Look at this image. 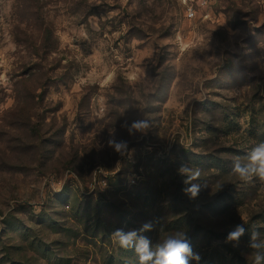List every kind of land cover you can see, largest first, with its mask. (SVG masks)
<instances>
[{
	"label": "rangeland",
	"instance_id": "1",
	"mask_svg": "<svg viewBox=\"0 0 264 264\" xmlns=\"http://www.w3.org/2000/svg\"><path fill=\"white\" fill-rule=\"evenodd\" d=\"M0 77V264H137L110 234L141 223L116 206L144 207L150 181L165 213L181 164L208 184L185 195L195 225L239 220L264 241V183L223 167L264 141V0H0ZM143 118L146 135L121 127ZM230 195L237 209L207 210Z\"/></svg>",
	"mask_w": 264,
	"mask_h": 264
},
{
	"label": "clouds",
	"instance_id": "2",
	"mask_svg": "<svg viewBox=\"0 0 264 264\" xmlns=\"http://www.w3.org/2000/svg\"><path fill=\"white\" fill-rule=\"evenodd\" d=\"M8 81L0 77V84L7 85ZM130 136L137 133L146 135L151 129V122L146 119L133 120L130 124L127 120L121 124ZM108 147L113 148L121 156L127 154L131 157L132 151H128V142L125 140H116L114 133L107 141ZM178 173L184 177L182 192L195 199L199 196L202 189L207 188L208 184L201 181V169L193 167L190 164H181L177 169ZM231 172L243 183H250L258 179L264 183V141L252 147L244 156H236L232 161ZM159 220L148 221L138 229L124 231L115 229L110 235L114 243L124 249H134L138 256V264H191L195 261L199 264L201 256L193 251L191 244L184 230H178L162 241L153 244V242L143 233L156 229ZM248 229L245 223L237 224L227 234L226 243H232L234 247L239 246L241 237ZM248 247L256 250L253 253V264H264V241L260 240V233L256 230L251 231Z\"/></svg>",
	"mask_w": 264,
	"mask_h": 264
},
{
	"label": "trees",
	"instance_id": "3",
	"mask_svg": "<svg viewBox=\"0 0 264 264\" xmlns=\"http://www.w3.org/2000/svg\"><path fill=\"white\" fill-rule=\"evenodd\" d=\"M199 160H197V162H199L198 164H201L202 166L203 160ZM223 167L226 168L224 169V171L226 172L231 170V168H227L225 164ZM184 187L185 185H181V182H179L174 195V201L170 202V207L168 208V210H165V213H172L181 204L187 207V211L179 218H177L174 222H171L170 225L163 227L159 222L155 230L145 232L143 233V235L147 236L153 242V244H155L157 243L155 241V238L160 237L164 239L166 236L178 230H190V228L192 227L193 232L190 236H187V238L191 244L193 251L199 253V255L201 256L199 264H235V262H237V264H249L247 262V258H245L246 255H244V253L246 251L247 253L251 254L256 250L248 247L249 241L247 240H249L250 233L253 230L258 231L261 236L262 228H257L253 225H247L245 227L249 231L248 233L246 232L243 237H241L238 247H234L232 243H226L225 240L227 234L231 230H221L220 227H218L217 225H208V227L205 228L195 225V216L202 217L204 212L200 207L189 211V207H192V205L194 206V204L189 202L190 199H186L185 194L182 192V188ZM137 195L145 203L152 204V206L148 208V206H145L144 203L142 204V206L144 207L138 208L139 204H133L134 206H131V209H133L134 212H131L130 214L126 215L120 207H117L113 204L114 206H116V209H118L117 224L121 227L124 225L131 226L134 223H141L142 225L148 221L160 220L163 214H165L163 211H161L162 209L160 206V200L161 197L164 196V194L161 191L154 192L150 181H147L143 186H141V190ZM234 197V195H230L228 196V198L220 197L219 200L217 199V201L207 206V210L210 213L214 214L215 217H221L224 214H228L233 208L237 209L235 205L238 203V201H240L238 199L236 200ZM235 211L236 210H234V214ZM142 215L144 217L139 218V216ZM260 218L264 219V214H262ZM236 223L241 224L239 220ZM141 225L139 227H141ZM204 239L208 240V248H206L205 250V247L201 244V240ZM260 251H264V249H261ZM125 252L131 258L138 257L134 249H125ZM136 263L138 264V259ZM11 264L19 263L16 260L11 259ZM191 264H196V262L192 261Z\"/></svg>",
	"mask_w": 264,
	"mask_h": 264
},
{
	"label": "built area",
	"instance_id": "4",
	"mask_svg": "<svg viewBox=\"0 0 264 264\" xmlns=\"http://www.w3.org/2000/svg\"><path fill=\"white\" fill-rule=\"evenodd\" d=\"M194 16V13L191 11L190 13H189V17H193Z\"/></svg>",
	"mask_w": 264,
	"mask_h": 264
}]
</instances>
